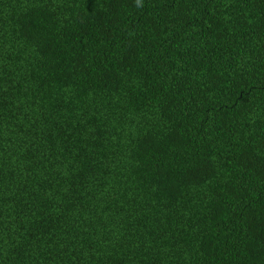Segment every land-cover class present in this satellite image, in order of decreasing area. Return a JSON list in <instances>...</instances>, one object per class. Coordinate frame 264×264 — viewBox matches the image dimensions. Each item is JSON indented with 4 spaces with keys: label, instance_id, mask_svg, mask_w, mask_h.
<instances>
[{
    "label": "trees",
    "instance_id": "1",
    "mask_svg": "<svg viewBox=\"0 0 264 264\" xmlns=\"http://www.w3.org/2000/svg\"><path fill=\"white\" fill-rule=\"evenodd\" d=\"M0 264H264V0H0Z\"/></svg>",
    "mask_w": 264,
    "mask_h": 264
}]
</instances>
